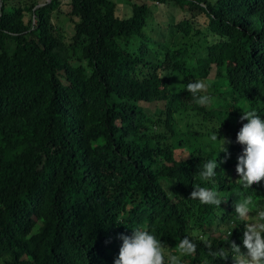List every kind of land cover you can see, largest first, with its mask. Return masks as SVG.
<instances>
[{"label":"trees","instance_id":"1","mask_svg":"<svg viewBox=\"0 0 264 264\" xmlns=\"http://www.w3.org/2000/svg\"><path fill=\"white\" fill-rule=\"evenodd\" d=\"M156 1L186 15L155 37L146 2L121 17L114 0H2L0 264H115L135 227L181 264H234L231 240L246 253L234 203L264 210V181H237L236 141L243 109L264 118V0ZM197 80L206 106L184 89ZM196 184L225 201L190 199Z\"/></svg>","mask_w":264,"mask_h":264},{"label":"clouds","instance_id":"2","mask_svg":"<svg viewBox=\"0 0 264 264\" xmlns=\"http://www.w3.org/2000/svg\"><path fill=\"white\" fill-rule=\"evenodd\" d=\"M208 85L202 81L188 82L184 89L191 94L200 106H206L210 102L207 94ZM241 121H247L237 134V143L245 146L243 153L238 157L236 166L240 179L237 181L243 188L251 189L254 184L264 181V118L255 111L243 109ZM220 142V153H225L226 162L231 153L227 145L231 140L213 133L209 142L214 146ZM219 167L218 158L209 160L199 167L198 175L204 181H212L216 176V169ZM190 199L198 200L201 204L215 205L220 207L222 201L217 191L194 185ZM236 217L244 222L243 246L246 253L241 251L239 245L234 241L230 242V254L234 264H264V210L257 208L251 195L241 196L234 203ZM123 241L119 256L115 264H181L177 255L169 254L165 258V244L150 234L149 231L140 227L132 228V235H121ZM211 247V245H209ZM196 244L188 236H185L176 246L180 255H192L196 252Z\"/></svg>","mask_w":264,"mask_h":264},{"label":"rangeland","instance_id":"3","mask_svg":"<svg viewBox=\"0 0 264 264\" xmlns=\"http://www.w3.org/2000/svg\"><path fill=\"white\" fill-rule=\"evenodd\" d=\"M114 1L117 3V13L121 17L129 16L132 14L133 6L131 3L138 1L148 3L152 9V15L149 18L148 21L149 23L146 30L149 34L155 37L158 36L160 29L163 28V30H166L168 24H170L171 22H176L186 15V13L183 12L180 6L173 2L161 4L156 0H114ZM60 15L64 27L72 32V26L70 22L66 20L65 14H60ZM210 78H208L206 82L207 84L212 83V80ZM177 84L178 82H176V84H173L174 89H176Z\"/></svg>","mask_w":264,"mask_h":264},{"label":"water","instance_id":"4","mask_svg":"<svg viewBox=\"0 0 264 264\" xmlns=\"http://www.w3.org/2000/svg\"><path fill=\"white\" fill-rule=\"evenodd\" d=\"M47 1L50 2L51 0H47ZM2 4H3V2H2V0H0V12H1V8H2ZM44 4H46L45 1L42 2V3H39V4L36 6V8L41 7V6H43ZM34 22H35V19H34L33 23H34Z\"/></svg>","mask_w":264,"mask_h":264}]
</instances>
